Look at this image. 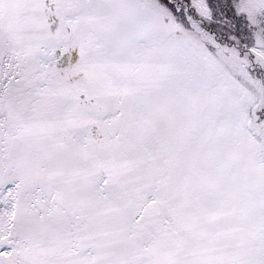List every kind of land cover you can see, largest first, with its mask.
I'll list each match as a JSON object with an SVG mask.
<instances>
[{"label": "rangeland", "instance_id": "rangeland-1", "mask_svg": "<svg viewBox=\"0 0 264 264\" xmlns=\"http://www.w3.org/2000/svg\"><path fill=\"white\" fill-rule=\"evenodd\" d=\"M0 264H264V0H0Z\"/></svg>", "mask_w": 264, "mask_h": 264}]
</instances>
